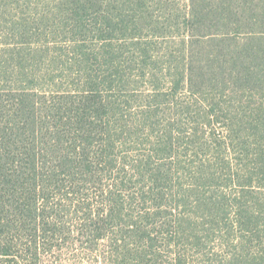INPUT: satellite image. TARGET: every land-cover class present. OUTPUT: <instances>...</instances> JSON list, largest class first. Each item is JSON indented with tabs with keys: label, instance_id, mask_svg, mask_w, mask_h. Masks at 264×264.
Here are the masks:
<instances>
[{
	"label": "trees",
	"instance_id": "1",
	"mask_svg": "<svg viewBox=\"0 0 264 264\" xmlns=\"http://www.w3.org/2000/svg\"><path fill=\"white\" fill-rule=\"evenodd\" d=\"M96 3L74 0L72 12ZM112 5L96 30L104 72L80 76L75 92H0V264H264V198L252 191L264 185V0H189L183 72L178 61L168 79L152 75L140 122L126 117L137 81L114 37L143 55L153 46L128 36L125 4ZM214 25L222 45L205 51L198 43ZM74 52L91 69L86 47ZM164 105L190 127L158 132ZM221 121L220 137L200 142L202 127ZM205 150L211 164L199 160ZM221 182L238 190L202 192ZM171 186L187 194L169 200ZM189 205L202 215L184 213ZM215 240L224 253L207 250Z\"/></svg>",
	"mask_w": 264,
	"mask_h": 264
},
{
	"label": "rangeland",
	"instance_id": "2",
	"mask_svg": "<svg viewBox=\"0 0 264 264\" xmlns=\"http://www.w3.org/2000/svg\"><path fill=\"white\" fill-rule=\"evenodd\" d=\"M74 0H0V92L16 90L17 88H35L40 96H50L55 92H75L80 82V76L90 73H102L98 71L100 60L96 57L97 50L102 43L98 39L97 29L104 20V12L112 9L106 4L121 6L125 4L124 14L126 22V34L135 35L140 43L151 44L149 54L134 48L130 41H125L121 34L115 35V44L121 46L124 52L125 66L128 73L137 84L129 90L130 95H136L139 99L132 103L126 111V117L133 122H140L141 114L147 110L148 95L153 93L151 77L158 74L169 78L168 63L174 65L180 61L179 73L183 72L181 63L186 62L187 49L189 48L186 32L189 0H143L138 7V0H94L93 8L88 9L82 16H76L72 12ZM86 2V0H81ZM119 12L113 10L116 15ZM120 18V16L116 17ZM222 26L214 25L211 28V37L200 39L199 48L207 51L211 48H219L221 44L220 34ZM209 33V32H208ZM75 47L87 49L91 54V69H86L84 62L79 66L76 59ZM139 51V52H138ZM140 53L142 56H140ZM142 65V66H141ZM20 79V81H17ZM83 86V84H82ZM168 82L163 86V92L168 91ZM126 96L129 94L124 92ZM189 96L187 91L180 92V99L185 100ZM171 106L164 105L154 118L155 129L163 132L170 123H182L190 119L181 111H173ZM225 116V115H224ZM187 127V125H184ZM223 129V121L213 125H204L200 142L215 140L220 137ZM189 130V129H188ZM215 134L214 135H211ZM184 147L180 148V158L190 162L186 157ZM212 152L202 151L199 160L211 164ZM184 184H188L187 175L180 172ZM207 184V183H206ZM220 184H224L221 182ZM202 190L206 195L233 194L237 188H218L206 185ZM173 195L168 199L175 200L182 196L188 188L171 186ZM252 191L263 201L264 185L256 181ZM176 197V198H175ZM190 203V202H189ZM185 209V208H184ZM183 209V210H184ZM193 219L202 215V208L189 205L183 211ZM207 212V211H205ZM218 240L210 242L209 251L224 253ZM216 253V252H215Z\"/></svg>",
	"mask_w": 264,
	"mask_h": 264
}]
</instances>
